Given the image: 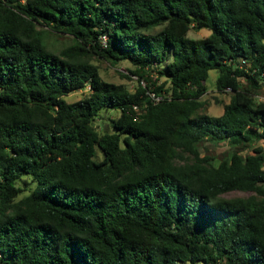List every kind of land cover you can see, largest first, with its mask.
Instances as JSON below:
<instances>
[{"label": "trees", "instance_id": "trees-1", "mask_svg": "<svg viewBox=\"0 0 264 264\" xmlns=\"http://www.w3.org/2000/svg\"><path fill=\"white\" fill-rule=\"evenodd\" d=\"M213 69L221 115L201 101ZM263 89L264 0H0V264H264Z\"/></svg>", "mask_w": 264, "mask_h": 264}, {"label": "rangeland", "instance_id": "rangeland-1", "mask_svg": "<svg viewBox=\"0 0 264 264\" xmlns=\"http://www.w3.org/2000/svg\"><path fill=\"white\" fill-rule=\"evenodd\" d=\"M211 33L210 29L203 28L201 30L192 29L188 33V37L193 39H200L208 36ZM48 43L52 50L59 53L62 49L65 47H68L74 43V39L69 34H63V33H49L48 34ZM92 62L95 63L98 68L100 75L102 78L106 81L116 83V84H124L128 87L130 91H135L138 88L139 80L138 77L135 75H132L130 72L131 69H134V66L129 61H121L118 64H112L109 61H106L104 59L99 58L98 56H93L91 58ZM219 74V71L217 69H213L209 73V78L206 81L207 85V92L203 95L201 98V101L204 103V109L203 112H207L211 115H221L224 111V104L228 103L230 101V97L232 96L231 90H224L220 91L216 85V79ZM152 81L156 83V86L162 85L166 80V77L164 76H157L156 72L152 73ZM244 80V79H242ZM153 87V86H152ZM231 91V92H230ZM88 93L87 90H78L75 92H70L67 94L64 98L68 102H74L82 97H84ZM259 99L264 100V89L259 94ZM103 110L101 114L103 118L98 119L97 124L100 126L105 127L107 125L108 117H117L120 114V109H113L110 112H104ZM202 147V153L210 154L213 157H220L224 152H226L229 148L227 143L223 142L220 144H211L204 142ZM257 145H264V141H260L257 143ZM99 155L100 157H103V152L101 149H99ZM24 179L27 181L25 186L26 191L21 195L28 194L29 191L34 187L35 182L27 177L24 176ZM247 193L235 191L232 193H229L228 196H246ZM179 264H191L190 262H179ZM201 264V263H198Z\"/></svg>", "mask_w": 264, "mask_h": 264}, {"label": "built area", "instance_id": "built-area-1", "mask_svg": "<svg viewBox=\"0 0 264 264\" xmlns=\"http://www.w3.org/2000/svg\"><path fill=\"white\" fill-rule=\"evenodd\" d=\"M107 36L106 35H103V36H101V43H102V45L103 46H107ZM247 62H246V60H242V64H241V66H243L244 64H246ZM144 85H145V83L144 82H142ZM90 87L88 86L87 87V89H89ZM227 90H231V88L230 87H228L227 88ZM147 95L149 96V98L154 102V103H159L162 99H163V97H162V95H158V94H156L155 92H153V91H151L150 89H148V91H147ZM134 107V109H136V110H138V105H134L133 106Z\"/></svg>", "mask_w": 264, "mask_h": 264}]
</instances>
